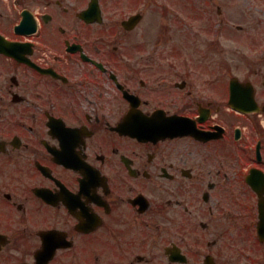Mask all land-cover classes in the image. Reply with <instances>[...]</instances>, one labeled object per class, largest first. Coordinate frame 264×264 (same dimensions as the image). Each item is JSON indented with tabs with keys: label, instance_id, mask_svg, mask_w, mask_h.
Wrapping results in <instances>:
<instances>
[{
	"label": "flooded vegetation",
	"instance_id": "af4514ba",
	"mask_svg": "<svg viewBox=\"0 0 264 264\" xmlns=\"http://www.w3.org/2000/svg\"><path fill=\"white\" fill-rule=\"evenodd\" d=\"M91 1L0 0V264H258L264 65L233 106L224 66L157 47L146 7L81 17Z\"/></svg>",
	"mask_w": 264,
	"mask_h": 264
},
{
	"label": "rangeland",
	"instance_id": "374dc122",
	"mask_svg": "<svg viewBox=\"0 0 264 264\" xmlns=\"http://www.w3.org/2000/svg\"><path fill=\"white\" fill-rule=\"evenodd\" d=\"M153 1L161 2L160 6L163 8L153 7L151 4ZM182 1L187 3L189 0ZM123 2L125 4L122 9L107 10V15L110 17L114 14L116 18H120L122 14L128 15L146 7L148 21L152 20L156 25L151 37L156 40L157 47L166 48L168 37H172L174 44H179V48L188 49L190 59L200 61L190 64L208 65L214 60L215 66L223 65L221 81H228L234 76L241 81L248 80V67L251 63L264 65V0H191L189 2L198 5L204 13L199 22H186L194 12L187 5L181 4V0H140L137 3L134 0H123ZM217 4L222 6L220 11L216 8ZM167 23L178 25L187 23L190 33L193 30H198V33L203 30V35L190 42L187 48L181 40L182 33L177 25H173V33L170 35L164 28ZM203 23L211 24L214 29L211 39L205 35ZM253 202L256 203L255 198ZM252 246L256 252L250 250L249 257L255 253L253 258L258 264H264V247H255V243Z\"/></svg>",
	"mask_w": 264,
	"mask_h": 264
},
{
	"label": "water",
	"instance_id": "95a60500",
	"mask_svg": "<svg viewBox=\"0 0 264 264\" xmlns=\"http://www.w3.org/2000/svg\"><path fill=\"white\" fill-rule=\"evenodd\" d=\"M94 11H96L97 15H98L99 11L98 10H94ZM232 88L236 89L237 91L240 89H245L244 86L241 85L238 80H233ZM240 100H241V97L239 95H237V101L239 102ZM254 172H256V171H254ZM254 172H252L251 176H249L248 182H250V184H251L250 180L255 174ZM258 192L261 193L259 190H258ZM259 208H260V219H261V222L259 225V234L262 238H264V201L263 200L260 202Z\"/></svg>",
	"mask_w": 264,
	"mask_h": 264
}]
</instances>
